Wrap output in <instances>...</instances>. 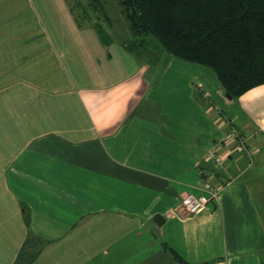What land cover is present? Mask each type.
<instances>
[{
    "label": "crops",
    "instance_id": "0c3cea01",
    "mask_svg": "<svg viewBox=\"0 0 264 264\" xmlns=\"http://www.w3.org/2000/svg\"><path fill=\"white\" fill-rule=\"evenodd\" d=\"M42 1L0 0V264L30 230L48 239L32 264H264V84L229 99L210 69L144 45L56 48ZM202 175L218 197L188 214Z\"/></svg>",
    "mask_w": 264,
    "mask_h": 264
},
{
    "label": "trees",
    "instance_id": "16d2710c",
    "mask_svg": "<svg viewBox=\"0 0 264 264\" xmlns=\"http://www.w3.org/2000/svg\"><path fill=\"white\" fill-rule=\"evenodd\" d=\"M89 1L100 9L102 32L106 21L130 49L156 39L165 54L210 69L231 99L264 84V0ZM230 127L238 131L234 121ZM206 162L211 173L224 163L216 165L208 154ZM28 235L14 264H32L45 245L31 230ZM173 252L180 264H191Z\"/></svg>",
    "mask_w": 264,
    "mask_h": 264
},
{
    "label": "rangeland",
    "instance_id": "374dc122",
    "mask_svg": "<svg viewBox=\"0 0 264 264\" xmlns=\"http://www.w3.org/2000/svg\"><path fill=\"white\" fill-rule=\"evenodd\" d=\"M43 1L44 8L42 7V19L44 21L42 23V29H44V32H42V41L43 38L48 35L45 32V29L51 32V34L54 32L56 33L57 37L51 39V44L56 48H61L62 50H64L65 47H74L75 50L83 52L87 46L107 45L112 39L115 40V34H113V32L110 30V27L106 21H103V25L106 30L102 32V21L99 19L100 9L93 2L89 0ZM36 8H39L40 10V4H38L37 0H35V13H37ZM52 14L53 16L58 17L57 24H54L51 20L50 16ZM118 41L120 42L119 44H121L122 41ZM145 41L146 42L144 46H147L153 53L159 54L160 60H162V56L165 54L163 46L154 38H147ZM40 43V38L31 39L30 47L32 49L38 48ZM8 44L9 41H7L5 44L3 41H0V46L4 45L3 49L6 48ZM10 45L14 47L12 49L15 51H19V49L23 47L22 43H20V40L17 38H15V40L10 39ZM65 56L66 55H63L64 61L66 64H69V62L65 59ZM79 56L82 57V54L80 53ZM152 60L154 59L152 58ZM35 237L40 239L44 244L48 242V239L45 237H38L36 235ZM18 248L19 246L16 245L14 249V255Z\"/></svg>",
    "mask_w": 264,
    "mask_h": 264
},
{
    "label": "built area",
    "instance_id": "2783aa9c",
    "mask_svg": "<svg viewBox=\"0 0 264 264\" xmlns=\"http://www.w3.org/2000/svg\"><path fill=\"white\" fill-rule=\"evenodd\" d=\"M232 138L238 141V150L246 153L247 155L252 156L254 154V149L246 146L247 135L242 134L236 130L232 131ZM208 156L216 165H222L224 162V156L221 155L218 149H213L208 153ZM198 189L204 192V195L201 197H196L193 194H186L182 198L181 207H183L188 214H197L202 209H204L207 204L213 202L217 199L219 190L213 184L210 176L202 175L197 184Z\"/></svg>",
    "mask_w": 264,
    "mask_h": 264
},
{
    "label": "water",
    "instance_id": "95a60500",
    "mask_svg": "<svg viewBox=\"0 0 264 264\" xmlns=\"http://www.w3.org/2000/svg\"><path fill=\"white\" fill-rule=\"evenodd\" d=\"M227 97H228L229 99H231V97H229L228 95H227Z\"/></svg>",
    "mask_w": 264,
    "mask_h": 264
}]
</instances>
